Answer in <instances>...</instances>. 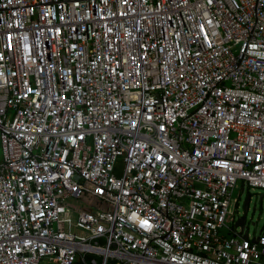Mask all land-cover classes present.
Wrapping results in <instances>:
<instances>
[{
  "label": "built area",
  "instance_id": "1",
  "mask_svg": "<svg viewBox=\"0 0 264 264\" xmlns=\"http://www.w3.org/2000/svg\"><path fill=\"white\" fill-rule=\"evenodd\" d=\"M0 146V264H264V0H0Z\"/></svg>",
  "mask_w": 264,
  "mask_h": 264
},
{
  "label": "rangeland",
  "instance_id": "2",
  "mask_svg": "<svg viewBox=\"0 0 264 264\" xmlns=\"http://www.w3.org/2000/svg\"><path fill=\"white\" fill-rule=\"evenodd\" d=\"M0 159H1V146H0ZM240 183H236L232 196L237 197L238 202L236 204V213L234 218L242 216V203L246 192L239 194ZM249 202L248 209L245 214V225L247 227L248 238L264 235V190L261 189H249ZM239 195V198H238ZM261 196L260 207L258 197ZM95 201L82 202V206L95 209ZM233 211V206L230 207Z\"/></svg>",
  "mask_w": 264,
  "mask_h": 264
},
{
  "label": "water",
  "instance_id": "3",
  "mask_svg": "<svg viewBox=\"0 0 264 264\" xmlns=\"http://www.w3.org/2000/svg\"><path fill=\"white\" fill-rule=\"evenodd\" d=\"M243 189H240V194H242ZM248 195H245L244 197V201H243V206L245 207L247 204V200H248ZM258 201H259V207H260V201H261V196L258 197ZM246 212V211H245ZM245 212H243L242 216L239 217L238 220L235 221L234 226H239L240 227V233L242 232L243 229V225L245 224ZM242 238L245 239L246 238V231L243 230L242 232ZM256 240H254L255 242Z\"/></svg>",
  "mask_w": 264,
  "mask_h": 264
},
{
  "label": "flooded vegetation",
  "instance_id": "4",
  "mask_svg": "<svg viewBox=\"0 0 264 264\" xmlns=\"http://www.w3.org/2000/svg\"><path fill=\"white\" fill-rule=\"evenodd\" d=\"M244 191L246 192V195H248V196H249V194L247 193V192H248V189H247L246 187H244V188H243V191H242V193H243ZM239 194H240V193H239ZM238 198H239V195H238ZM249 198H250V197H248L247 204H246V206H245V207L243 206V203H242V214H243V212H245V211L247 212ZM243 201H244V200H243ZM246 212H245V214H246Z\"/></svg>",
  "mask_w": 264,
  "mask_h": 264
}]
</instances>
